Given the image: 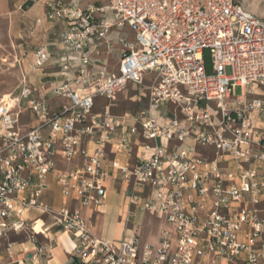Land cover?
Wrapping results in <instances>:
<instances>
[{"label": "built area", "instance_id": "1", "mask_svg": "<svg viewBox=\"0 0 264 264\" xmlns=\"http://www.w3.org/2000/svg\"><path fill=\"white\" fill-rule=\"evenodd\" d=\"M48 17L67 22L61 41L66 78L46 91L24 74L19 94L0 97V243L9 231L25 228L36 243L35 229L11 216L38 208L52 226L72 234L80 264H197L203 257L206 264H264V94L255 90L264 89V16L243 0H111L107 8L57 0L49 3ZM126 27L134 38L118 35V70L91 69L89 45H109L114 29ZM49 56L39 50L31 69L43 68ZM148 74V107L138 120L154 142L147 145L151 154L131 168L112 166L130 183V215L157 213L170 229L157 245L137 233L108 241L81 209L104 202L107 144L119 133L113 145L131 151L132 140L126 117L94 114L95 99L111 106L130 83L145 85ZM164 103L183 118L159 123L153 113ZM25 112L33 125L22 122ZM172 141L178 143L173 150L164 147ZM75 159L81 165L58 170L60 160ZM56 171L64 196L80 208L56 209L40 199Z\"/></svg>", "mask_w": 264, "mask_h": 264}, {"label": "crops", "instance_id": "2", "mask_svg": "<svg viewBox=\"0 0 264 264\" xmlns=\"http://www.w3.org/2000/svg\"><path fill=\"white\" fill-rule=\"evenodd\" d=\"M26 1L30 2L25 4ZM53 1L57 0H0V37H6L5 41L0 40V46L9 47V54L3 58V62L9 61V66L15 67L19 74L17 92L12 91L3 96L20 93V84L24 74H27L29 82L34 87H44L46 91H49L52 86L66 78L62 72L61 61L65 51L61 41L62 34L67 28V22L63 18L50 19L48 17L49 3ZM62 1L66 5H79L86 1L87 6L84 8L94 5L90 2L100 4L102 6L99 7L104 8H107L111 3V0ZM2 23L6 24L4 28L1 26ZM120 33L126 35L129 39L134 38L133 32L126 27L122 31L114 29L110 35L109 45L104 41H97L96 46L89 45L87 51L92 59L91 69L96 70L102 65H107L110 71L118 70L122 56V44L118 40ZM41 49L48 51L50 56L43 68L31 69L36 54ZM115 49L120 50V57L116 63H111L110 55ZM151 77L148 74L146 83L142 86L130 83L127 90H135V97L144 96L148 91L147 86L151 81ZM25 105L26 101L23 100L21 106ZM100 105L101 107H99ZM171 105L174 106V109L171 108ZM52 106L58 108L59 100L55 99ZM110 107L108 99L98 96L95 99L93 113L99 114L107 110L111 111ZM164 107H166V110H164ZM146 108L137 114L128 111L123 114H116L111 111L113 114L126 117L125 126L131 133V151L118 149L113 145L118 142L119 133L111 143L107 144V162L109 163L107 169L110 179L106 182L104 202L100 207L81 209V213L92 224L94 233L108 241H119L137 233L143 242L157 245L160 242L162 232L170 229L164 217L157 213L135 211L130 215V211L134 209L130 205V183L125 179L121 169L112 166V162L116 161L121 167L131 168L143 153L147 156L151 154V150L147 145H153L154 142L145 139L138 120L142 115V111ZM153 116L159 123L175 116L180 119L183 118L172 103H164L160 109L153 113ZM22 122L25 125H33L35 123L34 116L29 112H25L22 114ZM183 126L190 127V123L183 121ZM133 127L136 129L135 131H132ZM192 141V138H189L187 143H192ZM163 145L165 148L173 150L178 143L172 141L165 142ZM95 146V142L89 143L90 149H94ZM202 152L206 153V150L201 149ZM81 163V159H75L71 162L60 160L57 167L58 170H65L81 165ZM40 199L56 209L62 207L80 208L77 199L64 196L63 188L57 181V171L49 174L47 187L41 194ZM11 219L18 224L23 220L26 225L34 228L38 233L37 242L35 243L29 239L28 234L25 233L26 230L15 231L17 233L24 232L27 239L13 240L5 245L2 254H0V259L4 260V264H80L75 255L76 242L72 234L52 226L51 218L41 209H27L20 215L13 213ZM40 248H42V251H40ZM206 259V257L201 258L197 264H206ZM219 264L230 263L223 261ZM238 264H241V262H238Z\"/></svg>", "mask_w": 264, "mask_h": 264}, {"label": "rangeland", "instance_id": "3", "mask_svg": "<svg viewBox=\"0 0 264 264\" xmlns=\"http://www.w3.org/2000/svg\"><path fill=\"white\" fill-rule=\"evenodd\" d=\"M66 2V1H65ZM86 2V1H85ZM83 2V4H79L80 7L84 8L87 6V3ZM244 5L250 9L251 11L264 16V0H243ZM94 4V6L99 7L102 6L100 4H97L95 2H90ZM107 10V9H106ZM1 26L4 28L6 26L5 23H2ZM0 40L5 41L6 37L1 36ZM0 97L4 94H8L9 92L16 91L19 84V74L15 67L9 66L7 61L6 63L3 62V58L8 56L9 54V47L7 46H0ZM120 57V50L115 49L112 51V54L110 55V62L116 63V61ZM260 94H264L263 87H256L255 89ZM135 90H125L121 92L117 99L112 103L111 105V111L116 114H123L125 112H131L132 114H137L141 110L147 107L148 105V97H149V90L144 96H134ZM237 94H241V89H236ZM101 107V105L99 106ZM171 108L174 109V106L171 105ZM163 109V108H162ZM168 109V108H167ZM164 110H166V107H164ZM262 120H264V117H261ZM26 120V119H25ZM28 121V120H27ZM25 228L24 230H26ZM27 231V230H26ZM25 231V233H27ZM24 232L17 233L15 231H9L6 236L2 239L0 243V254H2L5 245H7L9 242L13 240H26L27 235ZM28 234V233H27ZM4 260L0 259V264H4Z\"/></svg>", "mask_w": 264, "mask_h": 264}, {"label": "trees", "instance_id": "4", "mask_svg": "<svg viewBox=\"0 0 264 264\" xmlns=\"http://www.w3.org/2000/svg\"><path fill=\"white\" fill-rule=\"evenodd\" d=\"M28 2H30V1H26L25 4H27ZM206 66H207V71L210 73L212 71V67H211V60L209 57L207 58V65Z\"/></svg>", "mask_w": 264, "mask_h": 264}, {"label": "water", "instance_id": "5", "mask_svg": "<svg viewBox=\"0 0 264 264\" xmlns=\"http://www.w3.org/2000/svg\"><path fill=\"white\" fill-rule=\"evenodd\" d=\"M103 193V191H100V194H102Z\"/></svg>", "mask_w": 264, "mask_h": 264}]
</instances>
